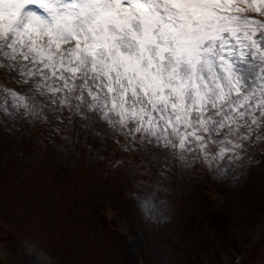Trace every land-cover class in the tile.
I'll use <instances>...</instances> for the list:
<instances>
[{
	"label": "rangeland",
	"instance_id": "1",
	"mask_svg": "<svg viewBox=\"0 0 264 264\" xmlns=\"http://www.w3.org/2000/svg\"><path fill=\"white\" fill-rule=\"evenodd\" d=\"M36 83L0 58V85L30 105L0 90V264H264V131L229 173L85 107L62 122ZM109 136L122 153L94 160L83 144ZM248 239L255 254L234 262Z\"/></svg>",
	"mask_w": 264,
	"mask_h": 264
},
{
	"label": "snow or ice",
	"instance_id": "2",
	"mask_svg": "<svg viewBox=\"0 0 264 264\" xmlns=\"http://www.w3.org/2000/svg\"><path fill=\"white\" fill-rule=\"evenodd\" d=\"M0 58L50 103L181 160L231 173L264 131V0H0Z\"/></svg>",
	"mask_w": 264,
	"mask_h": 264
},
{
	"label": "trees",
	"instance_id": "3",
	"mask_svg": "<svg viewBox=\"0 0 264 264\" xmlns=\"http://www.w3.org/2000/svg\"><path fill=\"white\" fill-rule=\"evenodd\" d=\"M66 107H64V111L67 112V110H65ZM66 113H61V116L60 117H57L56 119H61L62 118V122H67V118H66ZM75 117H72L70 116V122H72V120L74 119ZM55 117L53 118L52 117V120H54ZM57 120V121H58ZM61 123V121H58ZM74 124V122H72ZM52 125H60V124H57L56 122L53 121ZM70 128H68L69 130ZM91 138V141H90V145L88 146L87 143L86 144H83L84 145V148L87 149L88 153L93 157V159L95 160V157L96 159L98 160H103L104 158L106 160L109 159V157H112V155H117V152L120 151L122 153V151L120 149H118V146L115 142V138L112 137L111 139L107 140V139H103V140H98L96 138H93V137H90ZM59 147V145H58ZM62 150H64L65 152H69V150L67 149H64V146L62 145ZM80 149H78V151H80ZM0 229H1V236L2 238H5V234H7V230H2V227L0 226ZM249 236V235H248ZM249 239L246 241V244H243L239 249H238V253L237 255L239 254H242L247 251H250V255H254L255 254V251L252 250V249H249ZM236 255V257H237ZM235 257V258H236ZM235 258H234V262H235ZM234 264V263H232Z\"/></svg>",
	"mask_w": 264,
	"mask_h": 264
}]
</instances>
